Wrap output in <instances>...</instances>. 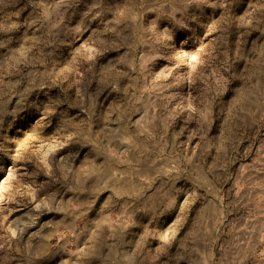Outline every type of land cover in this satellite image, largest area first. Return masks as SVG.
<instances>
[{
  "label": "rangeland",
  "instance_id": "374dc122",
  "mask_svg": "<svg viewBox=\"0 0 264 264\" xmlns=\"http://www.w3.org/2000/svg\"><path fill=\"white\" fill-rule=\"evenodd\" d=\"M0 264H264V0H0Z\"/></svg>",
  "mask_w": 264,
  "mask_h": 264
}]
</instances>
